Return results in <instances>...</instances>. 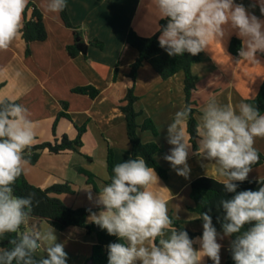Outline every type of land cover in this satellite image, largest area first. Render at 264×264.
Returning <instances> with one entry per match:
<instances>
[{"label": "crops", "instance_id": "0c3cea01", "mask_svg": "<svg viewBox=\"0 0 264 264\" xmlns=\"http://www.w3.org/2000/svg\"><path fill=\"white\" fill-rule=\"evenodd\" d=\"M66 2L71 22L85 32V39L89 43L88 56H69L67 47L74 43L73 29L65 25L61 12L46 10L48 0H34L43 13L48 38L30 43L29 55L23 36L14 41L8 50L0 51V98L17 101L29 110L36 133L32 145L54 142L65 135L75 139L78 135L76 126L87 125L83 147L79 152L67 150L55 154L44 150L36 164L29 163L25 175L30 183L42 188L64 181L72 182L78 190L77 194H62L59 197L74 209H98L95 212L98 214L102 206L97 205L96 200L110 179L107 162L109 149L114 152L115 165L131 159L126 119L119 106L133 84L128 74L139 52L127 43V35L133 28L142 36H153L158 32L157 25L160 26L161 20L157 22L149 10L150 0ZM234 3L243 4L250 14L264 21L258 0H234ZM31 15L32 9L28 12V19ZM24 22L25 17L23 25ZM234 37L239 38L236 30L228 27L222 41L210 40L201 61L192 67L197 76L192 100L195 102L198 121L202 115L201 108L212 98L222 105L230 101L235 106L242 101L249 103L259 94L264 82V53L256 54L259 64L241 60L239 52L234 55L230 51ZM96 39L104 43L103 49L91 44ZM117 67L119 75L117 81H114ZM88 85L100 90L95 99L73 92L76 87ZM135 94L139 97L136 109L141 113L137 119L138 124L142 125L151 119L158 130L155 134L140 129L139 135L144 143L159 144L161 151L156 156L157 161L169 172L168 179L161 178L156 172L159 185H154L152 190L167 201L169 216L173 215L177 220L186 222L189 231L203 234L200 215L189 210L190 206H194L190 195L191 184L201 176L214 177L221 182L224 178L218 176L214 161L197 155L192 147L187 160L190 167L188 178L177 175L176 169L164 159L173 147L167 140V125L172 122L175 112L187 104L185 73L180 72L163 80L149 63H145L138 73ZM62 102L68 103L67 112L71 120L61 118L54 132V123L63 110ZM254 146L258 152L264 153V138H256ZM77 168L93 173L96 177L95 185L90 184ZM250 179L264 180V164L249 173L246 180ZM89 186L91 200L87 190ZM88 222H91L89 218ZM31 223L44 231L50 225L46 221L37 222L34 219ZM52 228L55 230L56 242L64 245L67 264H84L91 257L93 246L97 243L96 235H90L86 229L76 226L64 231ZM218 234L217 242L222 246L220 264H223L233 240L224 236L223 232ZM193 247L199 250L200 244L194 243ZM38 254L46 255L43 249ZM202 264L214 262L204 257Z\"/></svg>", "mask_w": 264, "mask_h": 264}, {"label": "clouds", "instance_id": "9594fccd", "mask_svg": "<svg viewBox=\"0 0 264 264\" xmlns=\"http://www.w3.org/2000/svg\"><path fill=\"white\" fill-rule=\"evenodd\" d=\"M264 14V0H258ZM29 0H0V51H6L22 36L23 19ZM149 10L159 20L167 19L158 37L159 46L169 56L185 52L197 55L209 47V41L221 42L227 28L236 30L242 40L241 60L259 64L256 54L264 53V21L250 14L243 4L234 0H150ZM46 10L60 13L66 0H48ZM196 123L199 137L197 155L214 161L218 176L228 192L236 193L230 200L221 201L226 212L224 236H233L232 258L235 264H264V186L259 190L236 192L259 161L256 138H264V115L252 104L230 101L220 104L210 99L202 108ZM190 104L176 111L167 125L168 143L173 147L164 159L176 169L177 175L188 178L187 163L192 147L188 122ZM31 113L22 104L0 98V238L9 239L11 247L0 248V264H67L64 245L57 243L55 230L46 231L32 224L35 193L27 197L14 194L16 181L27 172L25 158L35 138ZM159 177L143 157L118 163L113 168L111 182L103 187L96 200L102 210L89 217L109 235L126 243L108 245V264H202L210 258L220 264L221 244L208 213H201L202 237L195 241L184 230L173 227L167 201L153 189ZM89 199L91 186L87 188ZM248 230L241 231L246 225ZM23 228V231H22ZM158 241V242H157ZM200 249H194V243ZM43 249L46 255L36 259Z\"/></svg>", "mask_w": 264, "mask_h": 264}, {"label": "trees", "instance_id": "16d2710c", "mask_svg": "<svg viewBox=\"0 0 264 264\" xmlns=\"http://www.w3.org/2000/svg\"><path fill=\"white\" fill-rule=\"evenodd\" d=\"M32 9L31 18L28 19V12ZM25 22L22 29V36L25 40L28 49L27 54H30L29 45L32 42H42L48 38V32L45 26L43 13L35 5L34 0H29L28 8L24 13ZM61 17L65 25L74 31V43L67 47V51L70 57L76 58L79 56H88L89 43L85 39V32L83 29L76 27L71 22L67 7L61 12ZM167 19L160 21V27L166 26ZM158 31L153 36H142L135 29L131 28L127 35V43L139 52V55L135 62L131 65L128 76L132 79L133 84L128 89L125 99L119 106V109L123 112L127 124V134L131 144V159L142 156L148 166L153 167L159 176L163 179L169 178V172L157 161V154L161 151V148L156 142L144 143L139 135V130H150L155 134L158 133L155 123L151 119H147L144 124L139 125L137 122L140 112L136 109V103L139 97L135 94V86L137 83L138 73L140 68L149 63L153 69L159 74L163 80H167L174 75L184 72L185 73V94L186 102L192 106V112L188 122V131L191 136V145L193 151L197 153L199 137L196 135L195 126L198 123L196 116L197 109L194 107L195 102L192 100V95L196 89L197 76L193 73L192 67L195 63L201 61L203 51L197 55H191L185 52L182 56H169L165 49H162L158 43V37L160 35ZM91 44L103 49L104 43L98 39L93 40ZM242 47V40L234 37L231 41L230 51L232 54L237 55ZM119 75L118 67L115 70L114 81H117ZM73 92L77 94L88 95L95 99L99 96L100 90L92 85L76 87ZM18 103L17 101H15ZM261 113L264 115V82L261 85L259 94L256 99L250 100ZM68 103L62 102L63 110L59 113L54 126L55 132L57 122L61 118H67L71 120V116L67 112ZM78 135L75 139H70L67 135L61 139H56L54 142H44L36 145H32L26 149L24 155L25 158L31 164H36L40 158L41 152L48 150L51 153H61L67 150H73L79 152L83 147V136L87 131V125L76 126ZM89 160L91 158L89 157ZM108 171L110 179L107 182H111L113 176V168L115 166V157L112 149H109L108 154ZM264 164V153L259 152V161L253 165V169ZM77 170L85 175L90 184H94L95 175L85 169L77 168ZM236 183V192L244 190H259L264 186V180H245L243 182ZM14 194L21 197H27L30 193H35L33 200V212L32 219L37 222L46 221L56 230L64 231L65 229L76 226L86 229L88 234H94L97 237V243L93 246L91 257L84 264H108V245L110 243H124L117 236L109 235L106 229H102L98 225L92 222H88V218L92 213H95L98 209L90 208H78L74 209L68 206L59 196L62 194L76 195L78 190L72 182L64 181L56 183L52 186L42 188L33 185L29 182L26 175H22L15 183ZM191 199L194 202V206H190L189 210L198 213H208L212 218L213 226L216 228L217 233L223 232L224 211L221 201L232 199L236 193L228 192L221 181L214 177L201 176L195 179L191 184ZM173 220V227L180 230L187 231L190 234L191 239L202 237V233H194L186 228V222L177 220L173 215H170ZM203 221L202 219H200ZM252 225L246 224L242 228V232L248 230ZM23 231V228H22ZM18 234H6L0 238V248H8L11 245L8 243L9 239L15 238ZM232 240L235 239V235L231 236ZM158 242V241H157ZM42 256L36 253V259H40ZM223 264H235L232 258V248L228 253L227 259Z\"/></svg>", "mask_w": 264, "mask_h": 264}]
</instances>
